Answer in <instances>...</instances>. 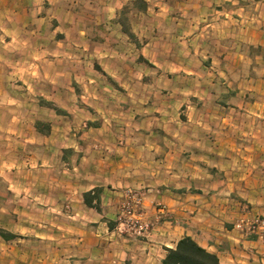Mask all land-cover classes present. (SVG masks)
<instances>
[{"label": "crops", "instance_id": "obj_1", "mask_svg": "<svg viewBox=\"0 0 264 264\" xmlns=\"http://www.w3.org/2000/svg\"><path fill=\"white\" fill-rule=\"evenodd\" d=\"M132 1L0 0V264H162L184 236L264 264L233 228L264 219V0H143L133 40ZM128 187L166 207L147 237L115 229Z\"/></svg>", "mask_w": 264, "mask_h": 264}, {"label": "built area", "instance_id": "obj_2", "mask_svg": "<svg viewBox=\"0 0 264 264\" xmlns=\"http://www.w3.org/2000/svg\"><path fill=\"white\" fill-rule=\"evenodd\" d=\"M166 216L165 205H159L154 219L149 218L143 206V193L128 187L124 191L121 206L117 211L115 229L119 233H133L147 237ZM233 228L239 230L244 237L252 234L260 235L264 232V219L244 215L233 223ZM262 261L264 262V257Z\"/></svg>", "mask_w": 264, "mask_h": 264}, {"label": "trees", "instance_id": "obj_3", "mask_svg": "<svg viewBox=\"0 0 264 264\" xmlns=\"http://www.w3.org/2000/svg\"><path fill=\"white\" fill-rule=\"evenodd\" d=\"M142 2L143 0H133L130 4L125 5L120 10L118 22L121 25L122 31L132 40L134 39V34L130 30L129 13L131 8L129 7L141 8ZM95 66L100 70L98 65ZM47 105L56 110V112L60 111L58 107L52 105L50 102H47ZM36 127L39 128L37 123ZM100 192L101 189L99 187L84 192L82 194L84 203L89 207L100 210ZM0 235L6 239L14 238L16 236L5 231H0ZM162 264H219V259L215 252L202 247L190 236H184L180 238L173 247L165 248Z\"/></svg>", "mask_w": 264, "mask_h": 264}, {"label": "rangeland", "instance_id": "obj_4", "mask_svg": "<svg viewBox=\"0 0 264 264\" xmlns=\"http://www.w3.org/2000/svg\"><path fill=\"white\" fill-rule=\"evenodd\" d=\"M94 58V57H93ZM96 61H98V62H103V60H105L104 58H101V57H95L94 58ZM108 59V58H107ZM92 62V61H91ZM96 74L98 75V73L96 72ZM125 76V75H124ZM119 80L121 79V78H119V76H116ZM126 77V76H125ZM97 80H99V82H106V83H110L109 81H110V79L109 78H107L106 76H104V75H102V76H99V78H97ZM103 82H102V84H103ZM104 85V84H103ZM103 91H105L104 93H102L103 94V98L104 97H106V96H109L111 93L114 95V97H116L118 100H116V103H117V101H120L121 99L120 98H122V97H124L125 96V94L121 91H116V90H114V91H107V90H103ZM115 99V98H114ZM113 104H115V103H110V108H115L114 106L115 105H113ZM56 106V105H55ZM57 107V106H56ZM122 203V202H121ZM121 203H120V205H119V207L121 206ZM119 209V208H118Z\"/></svg>", "mask_w": 264, "mask_h": 264}]
</instances>
